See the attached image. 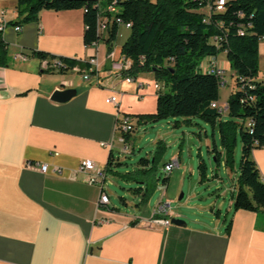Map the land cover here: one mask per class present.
<instances>
[{"label": "crops", "instance_id": "obj_1", "mask_svg": "<svg viewBox=\"0 0 264 264\" xmlns=\"http://www.w3.org/2000/svg\"><path fill=\"white\" fill-rule=\"evenodd\" d=\"M16 4L17 0H0V26L4 25L2 37L8 46L7 65L0 66V264H264V209L233 211L231 196L226 202L194 205L215 216L210 218L212 225L198 218L188 223L171 208L170 214H153L158 202L138 214L136 204L130 212L109 203L97 210L100 188L87 182L80 162L91 159L107 172L109 151L119 160L132 153L123 152L116 118L129 115L134 130L148 122L138 121L137 115L156 111V82L148 72L130 80L110 71L121 56L122 43L85 46L81 8L43 9L36 21L16 31ZM32 50L81 60L96 55L98 79L90 75L85 80L74 67L63 73L45 71L43 62L30 56ZM258 50L259 77H264V38ZM216 58L223 67L227 63L220 53ZM65 88L75 89V95L65 102L51 100L54 90ZM233 88L219 90L216 103L223 108V118ZM113 94L117 105L106 102ZM132 132L128 148L133 147ZM217 147L220 164L212 168V177L222 181L217 170L223 166L235 183L234 166L223 164V150ZM252 154L264 179V147ZM27 161L45 163L49 169L43 173L29 168ZM174 163L178 165L176 157ZM234 183L218 196L225 199ZM160 218L185 220V225L155 221Z\"/></svg>", "mask_w": 264, "mask_h": 264}, {"label": "trees", "instance_id": "obj_2", "mask_svg": "<svg viewBox=\"0 0 264 264\" xmlns=\"http://www.w3.org/2000/svg\"><path fill=\"white\" fill-rule=\"evenodd\" d=\"M117 4L115 16L130 23L128 36L121 45V55L130 60V65L119 76L136 80L141 73L148 72L157 84L156 111L137 115L138 121L173 118L174 125H179L180 121L191 123L193 118H198L218 128L223 164L229 169L234 166L239 137L238 173L231 192L233 211L264 209V179L252 154L254 149L264 147V77H259L258 50L264 38V0H226L220 11L215 8V0H118ZM99 6L96 0H17V20L12 24L21 27L36 21L43 9L81 8L84 45L89 47L102 40L109 46L117 39L119 24L113 22L106 37L99 34ZM220 52H225L235 75L225 118L212 107L219 97L218 77L199 70L203 58ZM30 56L41 61L58 58L68 68L91 72L88 60L42 50H32ZM7 62L8 46L0 31V66H6ZM63 71L61 68L56 72ZM123 136L128 141L131 132ZM211 148L219 165L220 151L215 143ZM124 163L109 151L105 168L112 170L113 165ZM153 168L150 158L140 157L136 169L120 174L121 179L135 184L130 190L140 197L136 206L145 202L153 191L154 183L148 177ZM197 169L203 181L207 174L203 159ZM161 180L166 184L168 176ZM230 226L231 218L226 231Z\"/></svg>", "mask_w": 264, "mask_h": 264}, {"label": "rangeland", "instance_id": "obj_3", "mask_svg": "<svg viewBox=\"0 0 264 264\" xmlns=\"http://www.w3.org/2000/svg\"><path fill=\"white\" fill-rule=\"evenodd\" d=\"M120 33L116 40L118 43H123L129 32L121 26ZM220 54L226 61L225 54L222 52ZM262 73L264 75V72ZM74 74L76 75V73ZM223 77L226 83L219 87L220 93H224L227 87L234 85L235 82L234 71L230 68L228 61L224 65ZM132 135L133 147H129V151L132 150V153L123 155L125 157L121 160L125 163L113 165L112 170L106 172L109 206L127 212L135 209L133 204L140 200V197L130 190L135 184L121 179L120 174L136 169L137 160L140 157H146L150 158L151 163L154 162V168L148 175L154 183V188L149 198L140 203L134 211L137 214L145 213L151 210L157 202L163 204L170 202V208L178 214H182L185 219L187 218L188 223L192 218H198L200 221L212 225L213 222L210 221V218L215 216L207 211L199 212V209L194 205H207L216 199L226 202L230 198L231 192H227L225 199L218 196V193L234 183L223 166H219L217 170L222 181H217L212 177L211 170L213 168L215 171L217 164L211 146L214 142L217 146L220 145L218 128H215L213 132L209 124L198 118H193L191 123L180 121L179 125H174L173 118H166L141 124L135 128ZM158 140H162V143H157ZM240 150L241 144L238 137L231 177L238 173ZM174 157H176L178 165L174 164ZM200 159H203L207 165V174L203 181H201L197 169ZM165 163L172 165L170 170H165ZM165 176H168V180L166 184H163L161 178ZM124 201L129 205H126ZM225 209L226 207L222 209L223 212Z\"/></svg>", "mask_w": 264, "mask_h": 264}, {"label": "built area", "instance_id": "obj_4", "mask_svg": "<svg viewBox=\"0 0 264 264\" xmlns=\"http://www.w3.org/2000/svg\"><path fill=\"white\" fill-rule=\"evenodd\" d=\"M97 4L99 6V14L97 17V32L101 34L103 37H106L107 30L109 26L115 22L119 24V29L121 26H123L125 29L130 28V23H124L121 21L120 17L115 16L117 10H118V0H96ZM226 0H215V8L216 10L220 11L223 9V6L225 5ZM112 26V25H111ZM4 25L0 26V31H2ZM16 31H19L21 27L14 26ZM102 41V40H101ZM100 43V42H99ZM98 43L93 44L91 46H96ZM17 58L19 59H25V56L23 54H16ZM90 64V73L86 71H82V77L83 79L87 80L90 75L95 76L98 79L100 66L97 60L96 55H93L87 59ZM43 62V68L56 72L59 69H68V67L62 62V60L55 58L51 60H42ZM130 65V60L128 58L123 57L122 55L119 57L118 60H115L110 67V71H112L115 75H120L123 71H125ZM199 70L202 72H208L211 74H214L218 77L220 84L224 83V67L221 66L218 63V60L216 56L211 57H205L203 60L199 63ZM132 80L131 78H129ZM157 88V84H156ZM107 103H111L114 105L118 104V98L116 94H113L109 96L106 99ZM212 107L217 108L220 113H222L223 108L218 107L217 103H212ZM227 109V106H226ZM116 129L120 132L119 141L123 144H125V147L123 149L124 153H128L129 148L127 141L125 140L123 134L132 132L134 130V125L132 124L131 118L127 114H118L116 118ZM102 146H110L109 144L101 143ZM175 164V163H174ZM26 166L31 168H37L41 172L46 173L48 171V165L45 163H38V162H32L27 161ZM172 167L171 164H168L164 166L165 170H170ZM80 170L87 174V182L89 184H95L99 186L100 188V195L97 202V210L101 211L104 206L107 207L109 203V196L107 194L106 189L104 188L105 179H106V172L105 169L100 168L93 160L91 159H84L80 162L79 166ZM53 171L55 173H60L59 168H53ZM157 212H165L166 214H170V203L167 202L159 203L157 208L155 209L153 214H156ZM156 222H159L161 224H169L170 219L166 218H160L155 219Z\"/></svg>", "mask_w": 264, "mask_h": 264}, {"label": "water", "instance_id": "obj_5", "mask_svg": "<svg viewBox=\"0 0 264 264\" xmlns=\"http://www.w3.org/2000/svg\"><path fill=\"white\" fill-rule=\"evenodd\" d=\"M76 93V90L73 88H65V89H56L52 92L50 98L53 101L57 102H65L73 97ZM171 224L175 225H185V222L181 219L172 218L170 220Z\"/></svg>", "mask_w": 264, "mask_h": 264}]
</instances>
